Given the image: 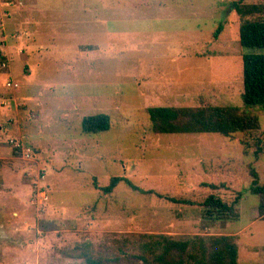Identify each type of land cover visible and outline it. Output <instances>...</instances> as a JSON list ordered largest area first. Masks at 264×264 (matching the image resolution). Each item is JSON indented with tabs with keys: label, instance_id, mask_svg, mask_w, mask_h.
Here are the masks:
<instances>
[{
	"label": "rangeland",
	"instance_id": "rangeland-1",
	"mask_svg": "<svg viewBox=\"0 0 264 264\" xmlns=\"http://www.w3.org/2000/svg\"><path fill=\"white\" fill-rule=\"evenodd\" d=\"M236 2L0 0V264L127 259L148 235L233 236L238 264H264V219L248 190L251 169L264 185V152L256 159L246 134H154L147 114L235 107L257 116L264 150V112L241 101L242 57L264 48L240 45ZM8 79L18 84L11 94ZM96 114L109 130L84 134L81 120ZM14 138L38 155L19 158ZM38 170L49 189L39 217L29 205ZM113 177L154 194L124 182L110 195L96 189ZM209 195L228 205L238 196V218L205 219Z\"/></svg>",
	"mask_w": 264,
	"mask_h": 264
},
{
	"label": "trees",
	"instance_id": "trees-1",
	"mask_svg": "<svg viewBox=\"0 0 264 264\" xmlns=\"http://www.w3.org/2000/svg\"><path fill=\"white\" fill-rule=\"evenodd\" d=\"M235 13L241 19L238 29L239 43L244 48H264V20H250L247 16L260 14L264 5H247L244 0L232 4ZM222 31L219 26L214 37ZM241 101L245 107H259L264 112V55L248 54L242 57ZM150 129L154 134H217L230 138L235 134L249 135L253 148V156L258 159L264 152L263 142L253 136L259 131L257 116L243 114L235 107L200 106L197 108L154 107L147 110ZM109 117L105 114L86 116L81 120L84 134H100L109 130ZM245 148V149H246ZM247 152L249 150H246ZM251 182L249 193L258 198L257 214L264 219V185L259 183L256 172L249 171ZM124 182L132 191L143 195L154 194L133 185L126 178L113 177L106 187L96 189L104 195H110L119 183ZM212 189L215 186L210 185ZM239 196V194H238ZM238 196L232 204L221 201L214 195L207 196L201 203L203 216L208 220H236L238 213L235 208ZM170 202L187 204L185 200L167 198ZM146 240L143 253L127 259H101L85 257V264H238V246L233 236L189 237L174 239L166 235L143 236Z\"/></svg>",
	"mask_w": 264,
	"mask_h": 264
},
{
	"label": "built area",
	"instance_id": "built-area-1",
	"mask_svg": "<svg viewBox=\"0 0 264 264\" xmlns=\"http://www.w3.org/2000/svg\"><path fill=\"white\" fill-rule=\"evenodd\" d=\"M4 67V65H3ZM6 90L10 93L18 89V84L13 80L8 79L5 83ZM11 94V93H10ZM9 108V107H8ZM9 144L15 154L22 160L29 162L32 161L36 155L32 145L22 138H14L9 140ZM45 172L38 170L32 180V189L29 197V205L37 217L44 214L47 210L48 202V187L44 183Z\"/></svg>",
	"mask_w": 264,
	"mask_h": 264
},
{
	"label": "crops",
	"instance_id": "crops-1",
	"mask_svg": "<svg viewBox=\"0 0 264 264\" xmlns=\"http://www.w3.org/2000/svg\"><path fill=\"white\" fill-rule=\"evenodd\" d=\"M7 108V107H6ZM9 109V108H8ZM36 152V155H38L37 153H39V152H37V151H35ZM8 210H10V209H8ZM21 213V212H20ZM17 214V213H16ZM20 216V215H19ZM22 216V215H21Z\"/></svg>",
	"mask_w": 264,
	"mask_h": 264
}]
</instances>
